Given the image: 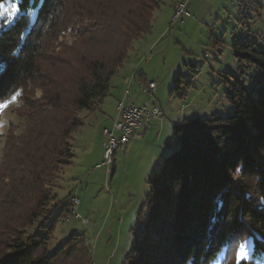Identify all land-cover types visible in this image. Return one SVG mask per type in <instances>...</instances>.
<instances>
[{"label": "trees", "instance_id": "1", "mask_svg": "<svg viewBox=\"0 0 264 264\" xmlns=\"http://www.w3.org/2000/svg\"><path fill=\"white\" fill-rule=\"evenodd\" d=\"M81 1L20 0L17 19L1 22L0 97L22 91L26 130L8 135L0 161V264L93 262L80 235L51 252L56 227L72 207L49 211L54 183L73 164V136L85 127L80 113L96 112L110 95L134 43L152 31L162 1ZM232 49L242 73L256 69L264 77V46L235 42ZM71 51L83 66L67 103L44 68L68 65ZM176 83L172 94L182 98V86L191 82ZM242 86L237 80L228 93L232 115L184 119L174 127L177 149L149 181L138 214L143 233L126 264H234L226 242L238 230L255 237L248 264H264V82L251 91ZM36 89L43 91L40 99Z\"/></svg>", "mask_w": 264, "mask_h": 264}, {"label": "rangeland", "instance_id": "2", "mask_svg": "<svg viewBox=\"0 0 264 264\" xmlns=\"http://www.w3.org/2000/svg\"><path fill=\"white\" fill-rule=\"evenodd\" d=\"M161 1L152 31L134 43L133 52L113 81L118 91L112 86L106 99L113 100L109 101L114 109L112 118L119 122L121 114L117 106L128 89V81L132 79L137 83L138 77L144 75L149 82L157 83L155 95L144 94L139 87L132 101L124 103L149 109L154 104L160 105L162 116L150 122L147 128H138L126 145L117 148L115 163L111 166L115 173L110 174L108 167L103 165V144L107 138L102 132L108 122L99 126L96 121L100 114L98 110L80 113L85 127L74 133L73 164L64 168L54 183L53 192L57 198L49 211L60 205L56 211L59 213L73 198L80 200V204L72 206L67 218L58 223L50 241L51 252L72 236L80 235L86 239L92 264H126L134 240L143 233L138 214L150 192L149 181L164 159L177 149L174 127L184 119L230 116L233 106L227 97L237 80L248 91L264 82L260 70L240 71L232 49L235 42L258 41L261 47L264 46L261 40L264 36V0ZM178 3L186 4L188 16L174 21ZM75 12L78 13V8ZM34 17L35 13L32 19ZM75 54L76 51L66 54L68 65L60 64L57 69L46 64L44 68L45 72L54 74L56 86L62 88L67 103L75 91L74 76L83 66ZM181 77L191 82L190 87L182 86V98L172 94ZM34 93L37 99L43 96L42 89H36ZM21 95L22 91L13 95L15 101L0 111V161L8 135L14 131L15 136L21 137L26 130ZM114 125L107 126L108 130ZM41 222L42 219L36 226ZM34 230L31 229L30 234Z\"/></svg>", "mask_w": 264, "mask_h": 264}, {"label": "built area", "instance_id": "3", "mask_svg": "<svg viewBox=\"0 0 264 264\" xmlns=\"http://www.w3.org/2000/svg\"><path fill=\"white\" fill-rule=\"evenodd\" d=\"M185 8L186 4H176L174 21L188 16ZM140 87L144 94L150 95L151 97H153L157 91V83L155 82H148L144 85L141 84ZM127 94H130V91H127ZM118 111L121 114V120L114 125L112 130L106 129L102 132L107 138V141L103 144L105 159L103 165L108 167V172L110 174L113 172L111 166L113 165L117 148L126 145L138 128L146 126L162 116L160 105L158 106L157 104H154L153 108L149 109L134 104L126 105L120 103L118 105ZM70 201L73 207H77L80 204V200L77 198H73Z\"/></svg>", "mask_w": 264, "mask_h": 264}, {"label": "snow or ice", "instance_id": "4", "mask_svg": "<svg viewBox=\"0 0 264 264\" xmlns=\"http://www.w3.org/2000/svg\"><path fill=\"white\" fill-rule=\"evenodd\" d=\"M8 5H11L10 7ZM21 8L16 0H0V21L5 24H11L17 19ZM0 99H3L0 97ZM16 99L12 96L11 99H3L0 103V111L8 108ZM255 237L250 231L238 230L234 232L228 241V247L231 249L232 260L234 264H248L251 259L250 250L252 249Z\"/></svg>", "mask_w": 264, "mask_h": 264}, {"label": "crops", "instance_id": "5", "mask_svg": "<svg viewBox=\"0 0 264 264\" xmlns=\"http://www.w3.org/2000/svg\"><path fill=\"white\" fill-rule=\"evenodd\" d=\"M138 78H139V80H138L139 83L138 82L137 83H133L134 80H132L131 78H130L131 80H129V81H128V79H125V82L128 81V85H127L128 87L127 88L129 89V87H131L132 88V91H130V94H127L126 93L128 89L126 90V92L124 91V93H123L124 94L123 100L121 102H119V104L120 103H124L125 101H130V100L132 101V99L134 97V92L136 93L137 90L140 89L139 87L142 84V82H146V84L149 82L147 80V77L146 76L144 77V75L143 76H139ZM114 80H115V77L112 80V86H114V89H116V91H118L117 88H116V85H117L116 82L113 83ZM133 89H135L136 91H134ZM109 101H113V100L110 99V98H108V99H106V100L103 101V103L100 105V107L98 109V112L100 113L99 114V118H96V121L98 122L99 126H100V124L101 125L104 124V122L107 120L108 124H106L104 126L103 132H104V130L108 129L107 126L114 125V122H116L112 118V116L114 114V109H112V106L110 105V102ZM144 107H147V106H144ZM117 110H118V106H117ZM146 126H142V127H146ZM63 172H64V170H63Z\"/></svg>", "mask_w": 264, "mask_h": 264}]
</instances>
